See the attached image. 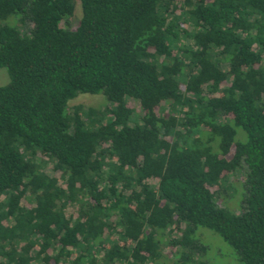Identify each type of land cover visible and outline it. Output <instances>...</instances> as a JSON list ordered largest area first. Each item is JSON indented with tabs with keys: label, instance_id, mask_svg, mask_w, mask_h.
<instances>
[{
	"label": "trees",
	"instance_id": "obj_1",
	"mask_svg": "<svg viewBox=\"0 0 264 264\" xmlns=\"http://www.w3.org/2000/svg\"><path fill=\"white\" fill-rule=\"evenodd\" d=\"M75 1L0 0V264H264V0Z\"/></svg>",
	"mask_w": 264,
	"mask_h": 264
},
{
	"label": "rangeland",
	"instance_id": "obj_2",
	"mask_svg": "<svg viewBox=\"0 0 264 264\" xmlns=\"http://www.w3.org/2000/svg\"><path fill=\"white\" fill-rule=\"evenodd\" d=\"M76 7H75V16L72 18V24L73 26H76L78 18L81 17V2L80 0H76ZM11 79L9 71L6 67H0V85H4L7 82H9ZM105 96L102 93H81L72 100H70L69 105H77V104H83L85 106H96L101 109H103L107 103L105 100ZM130 106L135 110V113L142 112L140 105L135 100L129 101ZM46 171L48 174L53 175L54 173V167L52 162H47ZM241 179H237L235 181L237 184ZM224 187H227V184L224 183ZM234 191H231V194H233ZM75 209L76 207L73 206ZM73 207H71V210H73ZM238 210V209H237ZM202 233L201 240L209 247L210 250L208 251L207 259L211 261L214 264H224L226 261L230 260L231 256L233 255L231 250L233 248L229 246L225 240L216 232H214L211 229L203 228L199 231ZM166 246H168L166 244ZM234 251V250H233ZM170 253H172L170 255ZM177 254V249H173L170 247H165L164 249V255L166 257H162L161 261H166L168 264H176L174 263L175 255ZM176 261V260H175ZM180 262H177L179 264ZM181 264V263H180ZM188 264H194V263H188Z\"/></svg>",
	"mask_w": 264,
	"mask_h": 264
}]
</instances>
